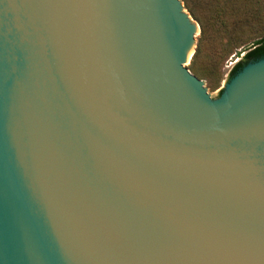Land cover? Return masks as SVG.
Returning <instances> with one entry per match:
<instances>
[{"label": "water", "instance_id": "water-1", "mask_svg": "<svg viewBox=\"0 0 264 264\" xmlns=\"http://www.w3.org/2000/svg\"><path fill=\"white\" fill-rule=\"evenodd\" d=\"M179 0H0V264H264V57L212 100Z\"/></svg>", "mask_w": 264, "mask_h": 264}, {"label": "rangeland", "instance_id": "rangeland-1", "mask_svg": "<svg viewBox=\"0 0 264 264\" xmlns=\"http://www.w3.org/2000/svg\"><path fill=\"white\" fill-rule=\"evenodd\" d=\"M233 1H237L235 6ZM199 28L194 36V53L197 55L184 66L203 85L206 94L217 100L231 79L233 67L242 63L245 49L264 37V0H192Z\"/></svg>", "mask_w": 264, "mask_h": 264}, {"label": "trees", "instance_id": "trees-1", "mask_svg": "<svg viewBox=\"0 0 264 264\" xmlns=\"http://www.w3.org/2000/svg\"><path fill=\"white\" fill-rule=\"evenodd\" d=\"M185 7L188 9L189 13L196 19H197V16H195L193 14V11H192V0H182ZM237 1H233V5L235 6ZM245 55L243 57V59L247 62V61H255V60H258L260 58H263L264 57V37L262 38H259L258 40L254 41L253 43H251L248 47H246L245 49ZM197 55V51L194 53L193 57H192V60L195 59ZM242 66V63H238L236 64L232 71H231V76H233L237 71L238 69H240Z\"/></svg>", "mask_w": 264, "mask_h": 264}, {"label": "bare ground", "instance_id": "bare-ground-1", "mask_svg": "<svg viewBox=\"0 0 264 264\" xmlns=\"http://www.w3.org/2000/svg\"><path fill=\"white\" fill-rule=\"evenodd\" d=\"M198 33H199V28L196 24H194V28H193L194 36L198 35ZM193 55H194V42L192 40L189 42L186 48V57H185L186 64L192 59Z\"/></svg>", "mask_w": 264, "mask_h": 264}, {"label": "flooded vegetation", "instance_id": "flooded-vegetation-1", "mask_svg": "<svg viewBox=\"0 0 264 264\" xmlns=\"http://www.w3.org/2000/svg\"><path fill=\"white\" fill-rule=\"evenodd\" d=\"M246 62V61H245Z\"/></svg>", "mask_w": 264, "mask_h": 264}]
</instances>
